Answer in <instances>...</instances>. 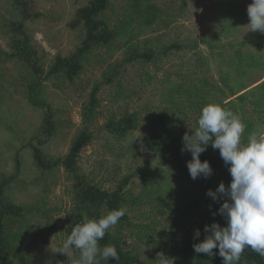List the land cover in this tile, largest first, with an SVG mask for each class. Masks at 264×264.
Here are the masks:
<instances>
[{
  "label": "rangeland",
  "instance_id": "374dc122",
  "mask_svg": "<svg viewBox=\"0 0 264 264\" xmlns=\"http://www.w3.org/2000/svg\"><path fill=\"white\" fill-rule=\"evenodd\" d=\"M251 2L109 0L100 19L111 29L127 26L109 49L90 54L72 81L46 73L57 57H68L81 47L85 30L75 18L88 0H32L29 5L31 19L23 26L44 71L39 82L53 125L51 137L39 148L53 159L68 153L84 128L82 110L99 85L87 126L91 142L80 151L76 165L81 175L106 190L129 178L123 191L128 222L120 239L123 250L139 264H155L158 252L177 257L191 236L189 246L196 243L194 230L226 221L213 216L223 200L216 203L207 196L197 209H188L196 192L191 177L161 165L144 149L143 137L158 121L174 125L181 142L185 133L193 134L204 105L200 97L183 93L187 89L200 90L206 104H219L238 115L246 125L242 143L253 132H264V34L247 32ZM136 6L141 14L132 12ZM12 22H22L20 12L0 0V187L5 183L3 198L22 208L21 216L7 219L10 259L14 264H74L79 257L75 249L69 257L57 252L66 239L73 182L62 167L38 169L27 148L30 141L36 146L38 139L46 138L42 112L28 101L27 85L34 78L22 62L4 56L10 53ZM173 44L180 48L166 50ZM146 52L156 56L151 61L136 57ZM129 55L135 59H126ZM173 87H179L180 94L171 102L166 96ZM131 114L137 128L116 142L106 124ZM205 152L223 162L211 145ZM231 179L224 168L214 174L210 189L215 191L221 182L227 187Z\"/></svg>",
  "mask_w": 264,
  "mask_h": 264
},
{
  "label": "trees",
  "instance_id": "16d2710c",
  "mask_svg": "<svg viewBox=\"0 0 264 264\" xmlns=\"http://www.w3.org/2000/svg\"><path fill=\"white\" fill-rule=\"evenodd\" d=\"M21 14L22 22H12L10 38L8 40V46L10 53H4V56L8 59H17L22 62L29 72V77L34 78L33 81L27 85L28 87V101L29 103L42 112V134L46 138L45 140H37V145H33L30 141L27 144V148L30 149L32 159L35 166L42 171H51L57 167H62L63 170L71 177L73 185V196L71 208L67 214L66 224V238L70 235L73 227L76 224L84 222V218L99 219L101 216L106 215L107 212L124 207L123 191L129 183V178L121 179L117 186L113 190H106L86 179L81 175L77 168V161L79 153L83 147L87 146L91 142V135L88 133L87 126L94 116V112L97 104V92L99 85L93 87L91 92L89 103L82 110L83 130L78 134L74 143L72 144L68 153L62 159L49 158L39 148L50 137L53 130L52 118L50 106L43 101L41 88L42 85L39 82V78L42 77L44 71L38 66L36 60V51L30 45V38L26 35L23 23L26 20L31 19V15L28 11L29 5L32 0H8ZM109 0H88V5L78 10L76 13V24H82L85 30V40L80 48H78L73 54L68 57H57L46 73L47 77L56 76L68 81H72L78 76L82 70V62L92 54L98 48L109 49L111 44H114L117 37L121 35L119 30L126 24L120 27L110 28L105 22L100 19V16L108 7ZM137 8V6H136ZM141 9H133L135 14H141ZM131 41V39H128ZM127 40L123 41L126 46L132 50V47ZM177 44H173L166 50L179 49ZM3 54V53H2ZM156 55L146 52L141 55H136L137 58L151 61ZM135 55L128 56L126 59L134 60ZM108 83L111 79L107 80ZM179 87H173L171 94L166 96L169 101L173 102L171 98H175L180 94ZM200 90L195 91L183 90V93L190 95L193 94L197 99L200 97L203 101L201 105H206L205 100L200 96ZM174 93V94H173ZM106 131L119 143L122 142L127 135L137 128L136 116L131 114L125 116L119 120L112 119L106 126ZM144 149L153 155V157L159 160L161 165L167 166L182 175L190 177L187 162L191 160V154L189 152H181L183 144L178 131L174 125L165 121H158V126L151 130L145 137H143ZM201 161L207 160L213 169V174L210 178H198L193 180V184L196 186V192L193 195V200L188 205V209L194 211L199 207V204L203 198H207V191L211 187V181L214 179V174L222 169L228 167L223 164L222 161L211 160L206 152L200 156ZM5 183L0 187V264H14L10 259L12 250L11 242L6 234V225L8 218H16L21 216L22 208L15 207L9 204L3 198V189ZM192 195V194H191ZM208 200V199H207ZM195 201L193 204L192 202ZM198 203V206H197ZM206 206V203L204 204ZM128 222L127 214L118 221V223L110 229L99 241L101 247L105 245H114L119 255V261L109 259L108 261L101 260V264H139L136 257H132L131 254L125 252L122 248L120 239L121 230ZM212 223H206L205 225H211ZM222 227L226 226V221L221 224ZM194 226L190 229L192 231ZM204 227L201 228V236L197 240L192 242H202L205 233ZM190 237V236H189ZM192 238V236H191ZM191 238L186 242L183 248L179 249L178 255L175 258V264H222V258L218 255V249H213L216 253L213 257H209L206 254H197L194 252L193 247L189 246ZM193 245V244H191ZM79 255V251L76 250ZM186 252H190L185 255ZM238 264H264V256L259 255L247 248L240 256Z\"/></svg>",
  "mask_w": 264,
  "mask_h": 264
},
{
  "label": "clouds",
  "instance_id": "9594fccd",
  "mask_svg": "<svg viewBox=\"0 0 264 264\" xmlns=\"http://www.w3.org/2000/svg\"><path fill=\"white\" fill-rule=\"evenodd\" d=\"M249 23L247 32L264 34V0H252L247 6ZM193 134L182 137L181 152H189L191 160L187 162L190 177L208 179L213 174L210 163L201 161L200 156L209 145L219 150L225 166L232 177L226 187L223 182L215 189H209L208 197L220 207L215 215L226 220V226L212 223L204 226L206 234L203 241L192 245L195 253L213 257L218 249L222 264H238L241 254L250 246V250L264 256V132H253L242 143L246 125L238 115L216 103H208L202 109ZM126 208L121 207L107 212L99 219L84 218L76 224L70 235L64 240L57 252L67 257L73 255V249L79 251L74 264H101V260L119 261L114 245L100 246L105 234L125 215ZM201 232L194 230L193 240L199 239ZM155 264H175V258L157 253Z\"/></svg>",
  "mask_w": 264,
  "mask_h": 264
}]
</instances>
